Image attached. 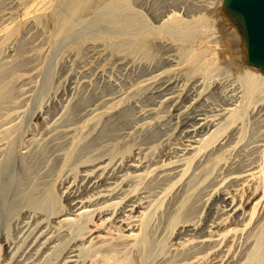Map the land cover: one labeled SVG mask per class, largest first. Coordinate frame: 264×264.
<instances>
[{"label": "bare ground", "instance_id": "obj_1", "mask_svg": "<svg viewBox=\"0 0 264 264\" xmlns=\"http://www.w3.org/2000/svg\"><path fill=\"white\" fill-rule=\"evenodd\" d=\"M222 1L223 0H220V2H219L220 7L222 4ZM131 4H130V0H0V6H2V7H0V78H1L2 74H3L2 76L4 78V75H5L4 73L9 68L13 67L12 70L9 69L8 72H6V75H7V73H9L8 76L5 79L0 81V102L2 101L1 100L2 98H4V99L10 98L6 101V105L4 107L5 111L0 112V153H2L6 148L8 150V147L10 145H11V147H13L12 146L13 142L15 144L17 138L20 135L22 136V142L21 143H23V141H24V146L22 145V147H24L25 149H29L30 144L33 141H35L33 139V137H30L31 135H33V136L35 135V134H33V133H35V130L32 134L24 133V126H23V122L21 121V116L24 112V109L22 108V106H23L25 100L28 98V96H29L28 93L31 89L30 88V80H32L31 78L40 74V73H38V74H35V73L41 68V65L37 62V57L39 56V54L42 51L41 45H43V43L47 41L48 43H50L52 48H55V49L58 48L59 47L58 45H60V43L63 42L62 40H65V41L68 40V38H70L76 32L78 34V32L80 30L79 28H81L80 25L83 26V23H84V27H85V25H86V27H88L87 26L88 24L91 26L92 24L94 25L95 23L96 24L98 23L97 25L100 26L99 25L100 21L101 22L103 21V23H104V21H106L104 23V25L107 22H109V24H112L116 28V30H119L121 37L122 36L125 38L129 37V36L134 37L135 39H137L138 41H140L142 43L147 42L149 40L150 36H154V35L165 36L166 38L170 39L171 41H173L177 45V47L181 53V56L183 58V62H185L186 64H192L191 66H194V65H195V67L198 66L197 69H200V70L205 69L206 74H208L207 72H209V74H208L209 77L211 76L210 72L212 70L215 71V69L218 70V68L222 67L223 64L221 63L220 58H219L216 51H214L210 57H204V52H205V50H207L209 48V45L211 44L210 41L213 39L212 31H211L210 25L207 21L206 10H205V12L201 11L200 13L195 14L193 17L186 19V18L180 17V15L172 9V10H170L171 13L166 15L167 18L164 20L163 25L159 28V30L154 31L153 27H151V25L148 23L145 16L140 11H137L135 8H133ZM43 20L46 21L45 30L41 34H39L41 36H39L37 39L35 37L36 40L32 39L33 41H31L30 36H27V35H29V33H31L30 30H32L34 28H39V26H40V24H42L41 22ZM112 25L111 26L109 25L108 27H112ZM113 28H111V29H113ZM81 34L83 36L84 33L82 32ZM81 34H79V36ZM113 34H114V32H113ZM116 35H118V32L116 33ZM116 35L114 34L112 38H114ZM84 36H85V34H84ZM88 36L86 38H88V39L91 38L90 36L89 37ZM77 37L78 36H76V37L73 36V38H75V39ZM80 38L81 39L83 38V40H84V37L80 36ZM86 38H85V40H87ZM117 38H119V36ZM18 40H20L19 42H21V45L18 42ZM78 40H79V38H78ZM78 40H76V41L78 42ZM76 41H74V42H76ZM17 42L19 44V45H17V47L19 46V48L16 50ZM77 42H76V44H77ZM79 42H80V40H79ZM111 42H112V39H111ZM114 42H115V40H114ZM74 44H73V46H75ZM115 44H117V43H115ZM240 44H241V42H240ZM71 45H70V47L72 48ZM70 47L68 49H70ZM62 49L60 50L61 53H62ZM65 50H67L66 47H65ZM117 50H118V48H117ZM51 51H55V50L50 49V52ZM57 51H59V50H57ZM48 52H49V50H48ZM51 53L54 54V52H51ZM55 54L53 55L54 57H55ZM50 56H51V58H54L52 55H50ZM39 61H41V60H39ZM48 62H50L49 65L52 66V68H53V65L55 63H57V62H53V61L52 62L48 61ZM47 63H45V66ZM51 63H54V64L51 65ZM52 68L50 69V71L52 70ZM54 69H55V67L53 68V70ZM193 70L198 71V70H196V68ZM33 74H35V76ZM159 74H161V73H159ZM159 74H157V75H159ZM51 75H54V74H51ZM51 75L49 74L50 78L52 77ZM154 76H156V75H154ZM239 77L246 84L242 103L239 102L237 104H233L232 108H228L227 112L225 114H222L218 118L221 120L214 123L206 131H205V127H204V129L201 132H197V128L203 127L205 122H203L199 127H197L196 125H190L191 128L186 130V132H188V134H187L188 138L185 139V141L183 140L184 142H181L180 153H177L175 155L170 156L167 161L162 160V161L158 162V161H156L157 160V157H156L155 164L152 161L151 165H147V164L145 165L144 161L142 162V160L139 159L141 156L137 157V158L133 157L130 160L126 161L125 163H120V162L118 163L113 158L108 160V159H104L102 157H98V159L89 160L93 156V154H92V156L87 161L83 162V166L87 167V168H85V170L83 171L82 176L80 175V181L77 182V176H75L73 178L72 182L67 187H65L66 189L63 192L64 193L66 192L68 194V197H70V199L68 200V202L66 201L67 203L64 206H61L60 210L58 211L59 215H57L54 222L52 223L54 225L50 224V225H46L42 229H41V227L38 228L39 224H42V222H43L42 221L43 219L42 220L40 219V220H36L35 225L31 227V229L28 233V236L32 235L34 237V240L32 241L31 244H34L35 241L39 242V243H36V246L39 244L38 248L36 249V252L28 253V254L26 253L27 255H25L24 257L22 256V259H19L16 262V264H153L156 252L158 250H159L158 254L161 253L160 255H164L165 252L163 253V251L164 250L166 251L167 249H169V247H167L165 249V246H167V243L169 242L168 237L170 235L173 236V232L177 226H179V229L177 231L176 238L175 237H173V238L183 239L182 241L181 240H179V241L174 240L175 242L173 241V244L176 246V248L179 249V251L181 250V252H179V251L178 252L180 254L183 253L182 255H180L179 253H174L176 255L179 254L178 257L182 256L181 258L179 257V259L178 258L176 259V260L180 261L179 264H264V144L262 146L260 145L261 148H260V151L258 152V154H259L258 156L255 155L256 152L254 153L255 156L251 153L255 150L256 151L259 150L258 149L259 147H257L253 151L251 150L250 151L251 153L250 152L248 153V154H251L249 156L253 155V158L250 157L248 159H244V157L245 158L248 157L247 154H246V156H244L242 153L233 154V152L237 148V145L243 141V139L247 135V132L251 128V127L249 128L250 125H248V123L250 124V121H249L250 118H248V120H247L248 114H250L248 112H250V109H252L254 107H260V106L263 107L264 106V75L257 68L250 66V67H248V71L241 73L239 75ZM50 78L48 77V79H50ZM53 78H51V79H53ZM46 81H49V80H47V78H46ZM17 82H19L20 84L17 85L16 84ZM45 82H44V84H46ZM140 83H142V82L140 81ZM36 84H37V82H36ZM47 84L49 85L48 82H47ZM47 84L42 85V87L45 86L44 90L48 87ZM40 87H41V85H40ZM44 90H43V93H44ZM41 91H39V93H42ZM14 93L16 94V96ZM39 93H38V95H39ZM13 94H14V97H13ZM165 96H166V94H165ZM11 97H13V98L11 99ZM35 98H37V97H35ZM3 102H5V101H3ZM0 107H2V106H0ZM111 107H113V106H111ZM98 112H100V111H98ZM98 112H97V115L93 114L94 115L93 117L98 116V115H99V117H101L102 114H98ZM101 112L103 113V111H101ZM218 115H220V114H217L216 116H218ZM208 117L209 116L204 114V117H202L198 120L199 121H205ZM91 118H92V115H91ZM91 118H90V116L88 117V119H91ZM57 119H60V118H57ZM57 119H55V120H57ZM86 120H87V118H86ZM239 120H242L241 124H242V122L244 124L242 126L239 125L240 128L235 133L232 134V136H233L232 139L231 140L228 139V140H230L229 142L226 141V144L219 146L218 148L216 147V149H214L218 143H221L225 140L226 135H227L226 134L227 131ZM71 121H74V120H71ZM87 121H89V120H87ZM87 121H85V122L87 123ZM90 121H92V119ZM247 121H249V122H247ZM85 122H84V125L86 124ZM89 123H88V125H89ZM93 123H94V121H93ZM58 124H63V123L59 122ZM65 124L66 123H64V126H65ZM67 124H70V122L69 123L67 122ZM72 124H74V123L72 122ZM93 125H91V126H93ZM54 126H57V123ZM87 126L85 128H87ZM52 128H53V126H52ZM54 128H56V127H54ZM77 128H79V127L70 126V127L66 128L64 131L66 133L71 134ZM85 128L82 127L81 130L83 131V130H85ZM88 129L89 128H87L86 130H88ZM90 129H91V127H90ZM32 130H33V127H32ZM44 130L47 131L46 129H43L40 132H42ZM101 130L103 131L104 129H101ZM101 130L99 129L98 131H101ZM105 130H106V128H105ZM102 131H101V133H102ZM50 132H52L51 127L47 131V134H49ZM37 133H38V131H37ZM42 133H40V134L38 133V134L41 136ZM77 133L80 134V132H78V131H77ZM97 133H99V132H97ZM106 133H108V132H106ZM106 133L103 136H106ZM54 134H55V136L58 135L56 133H54ZM44 135H46V134H44ZM82 135H80L81 138L84 137L85 134L82 133ZM100 135L101 134L99 133L98 136H100ZM108 135L112 136V134H108ZM95 136L97 137V134ZM53 137H54V135L52 134V139H53ZM69 137H67V138L69 139ZM102 137H101V139H103ZM59 138L57 136V139H59ZM81 138H79V139H81ZM92 138H95V137H92ZM116 138H117V136H116ZM52 139H51V141H52ZM54 139H56V138H54ZM66 140H65V142H66ZM105 140L106 139H104V141ZM108 140H110V139H108ZM28 141H31L30 144H28ZM48 141L47 142L45 141V143H48ZM17 142H19V141H17ZM85 142H89V141L87 140ZM95 142L97 143L98 141H94V143ZM108 142L110 143V141H108ZM62 143H63V141H62ZM223 143H225V141ZM242 143H240V144H242ZM42 144H44V143L42 142ZM65 144H67V143H65ZM80 144L82 145V143H80ZM248 144H246V147H245L246 150H248V146H251L252 143H250L249 145ZM46 145L47 144H45V146ZM53 145H54V148H53ZM53 145H52V149L49 148L51 146L48 145L49 146L48 149H51L52 151H53V149L56 150V147H58V146L55 147V145H56L55 142ZM59 145H60V143H59ZM81 145L78 146V149H80V147H82L84 149V147ZM34 146H35V144H34ZM45 146L43 145L42 147H45ZM60 146H62V144ZM72 146L74 149L75 145H72ZM89 146L91 147V145H89ZM95 146H98V145H95ZM257 146H259V145H257ZM62 147H64V146H62ZM123 147H124V145H122V148ZM41 148L39 151H41ZM71 148L72 147L70 146V149ZM86 148L88 149V146ZM105 148H107V147H105ZM119 148L121 149V146H119ZM78 149H77V152L82 150V149H80L78 151ZM11 150H13V149L11 148ZM17 150H18V148H17ZM62 150L64 151L65 149H62ZM105 150L107 151V149H105ZM249 150H250V148H249ZM39 151H37V152H39ZM57 151H59V150H57ZM99 151H101V150H99ZM118 151H119V149H118ZM12 152L13 151H11V153ZM30 152H31V150H29V153ZM34 152H35V150H34ZM29 153L27 155L28 157H30ZM39 153H42V152H39ZM44 153H46V155H47V153L50 154V150L48 152H44ZM69 153H70V150L68 151V154ZM75 153L76 152H74V156H75V160H76L77 157H76ZM79 153L78 154L76 153V154L77 155L82 154L81 151ZM85 153H86V151H85ZM18 154H20L21 159H23L22 156L24 154L22 155V152H21V153H17L16 155H18ZM62 154H63V152H62ZM65 154H66L65 157L68 156L70 158L71 153L69 155H67V153H65ZM95 154L96 153H94V155ZM97 154H100V153L98 152ZM13 155H14V153H13ZM16 155H14V158L17 157L18 159H20L19 155L18 156H16ZM46 155L42 154L43 158ZM55 155L53 156L54 160L58 158L57 155H56L57 158H55L56 157ZM156 155L158 156V153ZM240 155L241 156L243 155V158H240ZM38 156H39V154H38ZM47 156L50 157L51 155L50 156L47 155ZM149 156H151V155H149ZM33 157L34 156L32 155V158ZM65 157L63 160H65ZM108 157H109V155H108ZM4 158L9 159V157H5V156H4ZM36 158H38V157H36ZM53 158H51L52 161H53ZM235 158H236V160H235ZM8 159H7V162L5 161L7 165H8ZM21 159L18 160V162L22 161ZM28 159H26V160L28 161ZM42 159H40V160H42ZM61 159L62 158H60L59 160H61ZM78 159H80V158H77V160L75 162H78ZM118 159H119V157H118ZM159 159H161V157L158 158V160ZM26 160H24L25 163L23 161L21 163H24L26 166H30L31 164L33 165V162H31V161H29L30 165H27L26 163L29 164V162H26ZM239 160H241V161L238 162ZM12 161H10V162L12 163ZM37 161L39 162V160H37ZM70 161H72V158L70 159ZM2 162H4V160ZM10 162H9V166H10ZM48 162H50V158H49ZM55 162L58 163L59 161L58 162L55 161ZM64 162H67V160H65ZM72 162L74 163V161H72ZM72 162H70V163H72ZM194 162H195V164H194ZM237 162L239 164H237ZM44 163H45V161H44ZM56 163H54V164L56 165ZM70 163L67 162L66 164H70ZM235 163L237 164L236 166H235ZM38 164H36V165H38ZM60 164L62 165V161L60 162ZM64 164L62 165V167L64 166ZM192 164H194L193 169H192ZM5 165H3V166H5ZM13 165L15 166L16 164H13ZM61 165H60V167H61ZM218 165H220V166H218ZM49 166L52 167L51 165H49ZM217 166H218V168L223 169V172L216 173L217 172ZM12 167L13 166H11L9 168H12ZM21 167H22V165H21ZM25 167H23V169H25V170H23V172H26V173L28 172L26 177L30 176V174L33 172V170L35 172V169H36L35 166H33V167H35V169L33 167H31V168H33V169H31L32 172H30L31 170L27 171L26 170L27 167L26 168ZM38 167H39V165H38ZM1 168L4 169V167H2V166L0 167V169ZM14 168L15 167H13V169ZM17 168H19L18 165H17ZM56 168L57 167H55L54 169H56ZM67 168L69 170V166ZM57 169H58V171L60 170L59 168H57ZM204 169H205V173L202 174L203 176L200 177V181L195 182L194 181V179L196 177L195 172L196 171L200 172ZM7 170H8V167H7ZM9 170H11V169H9ZM49 170H51V168L46 170V171L48 173H50ZM14 171H15V169H14ZM36 171H38V170H36ZM39 171H40V169H39ZM66 171H67V169H66ZM1 172H3V170ZM23 172L21 171L20 174H22ZM45 172H43V173H45ZM53 172H55V171L53 170ZM199 172L196 173V175H198ZM26 173H24V174H26ZM43 173H41V177H42ZM46 173H45V175H46ZM153 173H155L156 175L154 174L155 176H153V178L151 180H149L148 178ZM4 174H6L5 171H4ZM11 174H12V171H11ZM11 174H9V175L11 176ZM18 174H17V177H18ZM54 174H55V177H57L56 174L58 175L59 173L57 172ZM54 174H52V175H54ZM9 175H8V177H9ZM12 175H14V174H12ZM48 175H50V174H48ZM43 176H44V174H43ZM1 177H2V173H1ZM4 177H5V175H4ZM46 177H47V175H46ZM46 177H43V179ZM211 177H213L212 180H210ZM31 178L33 179L35 177L33 176ZM157 178H160V179L157 180ZM17 179H19V178H17ZM54 179H55V181H57L56 178H54ZM207 179L211 182H209ZM23 180H24V182L27 181L25 179H23ZM23 180H20V181L23 182ZM29 180H31V179H29ZM17 181L18 180H16V184H17ZM55 181L53 180L54 183H55ZM205 181L206 182L208 181L206 186L204 187L205 184L203 186H201L203 188V190L205 189V195L206 196L204 198L207 197V200H210V196L218 193L217 199L219 201H221L223 204H219V203L217 204L215 202L216 207L222 208L223 212H222V215H219V216L217 215L218 217L216 218L215 221L212 220L213 222H211V224L204 226V227H201V228L199 227L200 229H197L196 228L197 225H196V227L194 225L195 223L190 224L188 221L187 222L183 221L184 218H188L190 216V214H189V216L187 217L186 213L184 214V210L186 211V208L189 206V203H190V202H188L189 201L188 195L191 194L192 191H195L197 188L200 189L201 187H199L200 186L199 183L203 184V182L205 183ZM22 182H19V185H21L20 183H22ZM27 182L29 183V181H27ZM7 183H6V185H7ZM43 183H39V185L40 184L44 185ZM52 183H50L51 184L50 185L46 182V184H48L50 186V188L53 185L55 186V184H52ZM179 183L186 186V188L184 190V187L182 185L184 192L182 191L181 193H185L187 195L184 194V195H182V197L180 196L181 197L180 204L178 205V209H175L177 211L174 210L175 213L170 217V220L168 223L169 225L165 221L164 226H166L165 229L167 228V225L169 226L168 227V233L169 234L166 231L167 229L166 230L164 229L166 231V234H168V236H165L166 234L162 235V236L167 237V240L161 239V237H160L161 241H160V239H159V241L161 243L160 242L156 243L155 242L156 240L154 241V239H156V237L153 238V236L151 235L152 232L154 235V233L156 231V229H155V231H154V229H152L153 225L155 223L154 222L155 218L158 217V219H159L158 222H160V216H159L160 214H158V212L162 209V207L165 204V202L167 201L168 197L171 195L174 187H176L177 184H179ZM22 185H24V183H22ZM28 185L29 184H27V186ZM8 187H9V185H8ZM37 188H38V185H37ZM5 189H6V187H5ZM38 189H39V191L41 190V188H38ZM46 189H48V188L46 187L44 190L46 191ZM16 190H17V188L14 189V191H12V192L15 193ZM20 190H22V189H20ZM24 190H26L25 187H24L23 191ZM17 191H19V189ZM23 191H21V192H23ZM195 192H196L195 195H197V193H199L197 190ZM28 193L30 194L31 192H28ZM28 193H27V195L29 196ZM35 193H36V191L34 192L33 195H35ZM181 193L179 195H181ZM6 194H8V193H6ZM50 194H51L49 196V202H50L49 209H50V211L47 209L49 212L53 211L59 203V201H58L59 199L52 196V194H53L52 192ZM202 194H204V193H202ZM27 195H26V197H27ZM30 195H32V193ZM33 195L31 198H33ZM39 195H37L38 198L41 197V195H40V197H39ZM53 195H55V194H53ZM173 195H174V193H173ZM5 196H7V195H5ZM11 196L13 198L16 195L13 196V194H11ZM22 196L20 198V201L22 199ZM37 196H36V198H37ZM208 196H209V199H208ZM19 197H20V195H19ZM177 197H174V198H177ZM200 197H201V194H200L199 198ZM38 198H37V200H38ZM42 198H44V196ZM174 198H172V199H174ZM186 198H188L187 202H186ZM193 198H195V197H193ZM23 199L25 200V198H23ZM11 201H9V202L11 203ZM17 201L20 202L19 200L16 199V202ZM38 201H40V200H38ZM176 201H175V203H176ZM190 201H192V200H190ZM34 202H36V200ZM185 202L188 203L187 207L185 206L186 205ZM192 202L197 203L195 200ZM207 202L209 203V201H207ZM207 202H206V204H207ZM22 203H23V201H22ZM24 203H23V205H24ZM30 203L31 202L27 203V201H26V204H30ZM170 203H173V202H170ZM1 204H3V203H1ZM6 204L4 203L3 206H5ZM12 204H11V206H12ZM16 204L18 205V203H16ZM16 204H14V206ZM32 204H33V202H32ZM20 205H22V204L20 203ZM28 206H31V205H26V207H28ZM40 206H41V203H40V205H38V207H40ZM172 206H174V208L176 207L174 205V203ZM191 206H192V203H191L190 207ZM203 206H204L203 207V209H204L205 205H203ZM1 207H2V205H1ZM45 207L46 206H44V208ZM200 207H202V206H200ZM167 208H169V207H167ZM194 208H195V206H194ZM194 208L192 207V209H194ZM36 209H37V207H36ZM188 209H190V208H188ZM203 209H202V211H203ZM19 210H17V211L19 212ZM6 211L7 210L4 209V213ZM38 211H39V208H38ZM195 211H197V210L195 209ZM198 211H200V210H198ZM190 212H192V211L190 210ZM216 212H217V210H216ZM14 213H15V211H14ZM164 213H165V210H164ZM168 213H169V211H168ZM168 213L167 214L165 213V214L169 217L170 213H169V215H168ZM195 213H199V212H194V215H195ZM17 214H19V213H17ZM17 214H16V216H17ZM157 214H158V216H157ZM191 214L193 215V212ZM12 215H11V217L13 219V217H15V216L14 215L12 216ZM185 215H186V217H185ZM48 216H51V214ZM165 218H167V217L165 216L164 220H165ZM0 220H2V219H0ZM6 220H7V218H6ZM190 220H193V219H190ZM163 222H162V224H164ZM196 223H199V225H200L201 220H200V222L196 221ZM251 224H254L253 225L254 229H252L253 231L251 230V234L248 233L249 234L248 235L247 234V232H248L247 228ZM158 225H159V223H158ZM0 226L2 227V225H0ZM21 228H23V227H21ZM21 228H19V229H21ZM154 228H155V225H154ZM196 229H197V231H196ZM151 230H153V231L151 232ZM198 230L200 231V234H199ZM193 231L198 232V233H196L199 235V236L196 235L197 238H195ZM159 233H161V232H159ZM14 234H16V233H14ZM162 234H164V233H162ZM156 235H158V233ZM43 238H44V240L42 242H40L39 240H41ZM18 240H17V242H18ZM194 241H195V243H194ZM31 244L29 245V247L33 246ZM45 244H47V245H45ZM157 244H158L160 249L155 247V246H157ZM170 244H172V242ZM171 246H173V245H171ZM239 246L240 247L243 246L244 250L240 251V249H242V248H240ZM161 249H164V250L162 251ZM175 252H177V251H175ZM170 253H169V256L166 253H165V255H167V257L171 256L170 258L175 260L174 254H173V257H174L173 258L172 254L170 255ZM158 254L156 256H158ZM14 255H15V253H13L12 258L14 257ZM18 257H20V255ZM160 257H163V256H160ZM160 257H157V258H160ZM4 258H3V260H4ZM164 259H165V257L163 258V260ZM172 259L169 260V258H168L167 260L173 261ZM156 260L158 262V259H156ZM167 260L165 261V263L168 262ZM162 262H164V261H162ZM160 263H161V261H160ZM154 264H156V262ZM162 264H164V263H162Z\"/></svg>", "mask_w": 264, "mask_h": 264}, {"label": "rangeland", "instance_id": "obj_2", "mask_svg": "<svg viewBox=\"0 0 264 264\" xmlns=\"http://www.w3.org/2000/svg\"><path fill=\"white\" fill-rule=\"evenodd\" d=\"M219 2H220V0H215V1L214 0H130V4L132 3L131 4L132 7L135 8L137 11H140L145 16L146 20L151 25V27H153L154 31L159 30V28L163 25L164 20L167 18L166 15L171 13L170 10H172V9L175 12H177L180 15V17H183L186 19L193 17L195 14L200 13L201 11L205 12V10H206L207 21L210 25L212 35H213V39L210 41L211 44L209 45V48L207 50H205L204 57H210L211 54L214 51H216L219 58H220L221 63L223 64L221 68H218V70H216V69H215V71L212 70L213 72L212 71L210 72V74H211L210 77L208 76L209 72H207L208 74L205 73L206 72L205 69L200 70V69H197L198 66H196V67H195V65L191 66L192 64H186L185 62H183V58L181 56V53H180L177 45L173 41H171L170 39L166 38L165 36H162V35L161 36L160 35L150 36L149 40L147 42L142 43V42L138 41L137 39H135L134 37H130V36L126 37V38L123 36L121 37L119 30H116V28L112 24H109V22H107L108 24L107 23H106L107 25L105 24L107 27L109 25L110 26L112 25V27H108V28L104 25V23L106 21H104V23H103V21L102 22L100 21V24H99L100 26L97 25L98 23L97 24L95 23L94 25L92 24L93 25V26L91 25L92 27L89 24L87 25L88 27H86V25L84 27V23H83V26L80 25V27H81V28H79L80 30L78 29L79 30L78 34L76 32L74 35H72L70 37L71 39L68 38V40H66V41L62 40L63 41V42H61L62 44L60 43V45H58L59 47L56 49L52 48L50 43H48L47 41L44 42L45 44L43 43V45H41L42 51L39 54V56L37 57V62L41 65V68L39 69L40 71L38 70L35 73V74H38V73H40V74H38L36 76H35V74H33L36 78L32 76L33 78H31L32 80H30V88L31 89L28 93L29 99L27 98L28 100L26 99L23 106H22V108L24 109V112L21 116V121L23 122V126H24V133L32 134L35 130V133H33L35 135L30 136V137H33V139L35 141L32 140L33 142L31 144H30L31 141H28V144H30V148L25 149L24 147H22V145L24 146V141H23V143H21L22 142V136L20 135L19 136L20 138L19 137H18L19 139L17 138L16 143L14 144V142H13V144H14V145L12 144L13 147H11V145H10L8 147V150L6 148L2 153H0L1 154L0 155V161H1L0 165L2 167H4V169H2V168L0 169V172L3 170V172H1L2 177H1V173H0V177H1L0 178V187L2 186L0 188V204L1 203H3V204L7 203L5 206H3V204H1L2 207L0 205V212H1L0 213V219H2V220H0V223L2 222L0 224V225H2V227L0 226V228H1L0 229V264H16V262L19 259H22V256L24 257L28 253L36 252V249L38 248V245H39L38 244L36 246V243H39V242L35 241L34 244H31L32 241L34 240V237L32 235L28 236V233H29L31 227L35 225L36 220H40V219L41 220L43 219L42 220L43 222H42V224H39L38 228L41 227V229H42L46 225H50V224L54 225L52 223L54 222L57 215H59L58 211L60 210L61 206H64L68 202V200L70 199V197H68V194L66 192L65 193L63 192L66 189L65 187H67L72 182V180L75 176H77V182L80 181V175L82 176L83 171L85 170V168H87V167L83 166V162L87 161L92 156V154H93V156L89 160L98 159V157H102V158L108 159V160L113 158L118 163L119 162L125 163L126 161L130 160L133 157L137 158V157L141 156L142 158L140 157L139 159H141L142 162L144 161L145 165L146 164L151 165L152 161L155 164L156 157H157L156 161H158V162H160L162 160L167 161L170 156L175 155L177 153H180L181 142H184L185 139L188 138L187 137L188 132H186V130L191 128L190 125H196L197 127H199L203 122H205L203 127L197 128V132H201L204 129V127H205V131H206L214 123L220 121L221 119H218V118L222 114H225L227 112L228 108H232L233 104H237L239 102L242 103L246 84H245V82H243L240 79L239 75L241 73H244L245 71H248V67H250V66L245 65L242 61V58H241L242 52H241V47L239 45L241 42V37H240L239 33L237 32L236 28L233 26L229 28V25H225V22H222L224 20V18H223V15L220 14L221 13L220 12L221 7L219 5L220 4ZM0 7H2V6H0ZM41 23L42 24H40L39 28H34V29L30 30L31 33H29V35H27V36H30L31 41L36 40L39 36H41L39 34H41L45 30L46 21L43 20ZM111 28H113L116 32ZM82 32L85 34V36H84V34L82 36V34H81ZM113 32L115 35L118 32V35L115 36L116 38L114 37L115 39L112 38L114 35ZM79 34H81L80 35L81 37H84V40L88 35L91 38H89V39L86 38L87 40L84 41L83 38L82 39L80 38ZM73 36L74 37L78 36V37L75 39V38H73ZM118 36H119V38H117ZM35 37H36V39H35ZM78 38H79L80 42H79ZM111 39H112V42H111ZM73 40L74 41L78 40V42L76 41L77 44ZM114 40H115V42H114ZM19 41L20 40H18V42ZM18 42L16 44V47H17V45H19ZM19 43L21 45V42H19ZM115 43H117V44H115ZM73 44L75 46H73ZM70 45L72 46V48L70 47ZM68 46L70 47V49H68L69 48ZM65 47L67 50H65ZM18 48H19V46L16 48V50ZM117 48H118V50H117ZM50 49L55 50V51H51V52H54V54L56 53L55 57L53 56L54 54L50 52ZM61 49H62V53L60 51ZM48 50H49V52H48ZM57 50H59V51H57ZM50 55H52L54 58H51ZM39 60H41V61H39ZM48 61L57 62L55 64L51 63V65H53V64L55 65V66L53 65V68L55 67L54 70H53L52 66L49 65L50 62H48ZM45 63H47L46 66H45ZM48 65L52 68L51 71H50L51 68ZM195 68L198 71L193 70ZM9 69L12 70L13 67H11ZM8 70L6 72H8ZM6 72L4 73L5 74L4 78L2 76L3 74L1 75L0 81L5 79L8 76L9 73H7V75H6ZM48 73L50 75L54 74V75H51L52 76L51 78H53V77L54 78L51 79ZM159 73H161V74H159ZM157 74H159V75H157ZM46 75L51 80L48 79V77ZM154 75H156V76H154ZM46 78L50 82L46 81ZM140 81L142 83H140ZM36 82H37V84H36ZM44 82L46 84H47V82L49 83V85L47 84L48 87L45 90H44L45 86L42 87V85H46V84H44ZM16 84L18 85L20 83L17 82ZM40 85H41V87H40ZM43 90H44V93H43ZM39 91H41L43 94L39 93ZM38 93H39V95H38ZM14 94H13V97H14ZM165 94H166V96H165ZM15 96H16V94H15ZM13 97H11V99ZM35 97H37V98H35ZM8 99H10V98H5V99L2 98L1 99L2 101L0 102L1 103L0 106H2V107H0V112L5 111L4 107H5L6 101ZM3 101H5V102H3ZM111 106H113V107H111ZM263 107L262 106L254 107V108L250 109V112H248L250 114H248L247 120H248V118H250V120H249L250 124L248 123V125H250L249 128L250 127L251 128L247 132V135L245 136V138L242 141L244 144L242 142H240L243 145L239 143L240 145L239 144L237 145V148L233 152V154L242 153L244 156H246V154H247L248 157H246V158L244 157V159H248L250 157L253 158V155L255 152H256V154H255L256 156L259 155L258 152L260 151L261 146L264 144L263 143L264 142V114H263L264 108ZM98 111H100V112H98ZM101 111H103V113ZM97 112H98V114H102L101 117H99V115L93 117L95 114L97 115ZM204 114H206L209 117L205 121H199L198 119L204 117ZM217 114H220V115L216 116ZM91 115H92V118H91ZM89 116L92 119V121H90L91 119H88ZM57 118H60V119H57ZM86 118L89 121H87ZM55 119H57V120H55ZM71 120H74V121H71ZM85 121H87V123ZM93 121H94V123H93ZM241 121L242 120H239L238 122H236L227 131L226 134L227 135L229 134V135L228 136L226 135V138L224 140L225 143H223L224 141L221 143H218L214 149H216V147L218 148L219 146L226 144V141L229 142L232 139V137H233L232 134L235 133L240 128L239 125L242 126L244 124L243 122L241 124ZM249 121H247V122H249ZM59 122L63 123V124H58ZM67 122L68 123L70 122V124H67ZM72 122L74 124H72ZM84 122L86 123L85 125H84ZM56 123H57V126H54V125H56ZM64 123H66L65 126H64ZM88 123H89V125H88ZM91 125H93V126H91ZM52 126H53V128H52ZM70 126H76L79 128L75 129L71 134L66 133L64 130ZM86 126L89 129L91 127V129L86 130L87 129V128H85ZM32 127H33V130H32ZM50 127H51L52 132L47 134V131L50 129ZM54 127H56V128H54ZM82 127H84L85 130L82 131L81 130ZM104 127L106 128V130ZM40 129L41 130L46 129L47 131H45V130L42 131L46 135H44L42 132H40L41 131ZM99 129L100 130L104 129V130L103 131L101 130L102 131V133H101V131H98ZM37 131L39 134L42 133L43 135L41 134V136H40L37 133ZM77 131L80 132V134L77 133ZM97 132H99L102 136L105 135L106 132H108V133H106L107 137L106 136L102 137L101 135L98 136L99 133H97ZM54 133H56L58 135L55 136ZM82 133H84L85 135H84V137L81 138L80 135H82ZM52 134L54 135L53 139H52ZM96 134H97V137L95 136ZM108 134H112V136L111 135L109 136ZM57 136H58V138L60 137L59 138L60 140L57 139ZM116 136H117V138H116ZM67 137H69L70 140ZM92 137H95L96 139L92 138ZM101 137L103 139H101ZM50 138L52 139V141ZM54 138H56V139H54ZM79 138H81V139H79ZM107 138L110 140H108ZM104 139H106V140L104 141ZM228 139H230V140H228ZM65 140H66V142H65ZM87 140L89 142H85ZM17 141H19V142H17ZM45 141L46 142L48 141V143H45ZM62 141H63V143H62ZM94 141H98L99 143L98 142H97L98 144L96 142L94 143ZM108 141H110V143ZM42 142L44 144H42ZM54 142L56 144L55 147L56 146H58V147H56V150L53 149V151H52L51 149H52V145L54 144ZM59 143H60V145L62 144V146H64V147L60 146ZM65 143H67V144H65ZM80 143H82V145ZM248 143L249 144L252 143L251 146H248L249 145ZM34 144L36 147L34 146ZM45 144H47L46 145L47 147L45 146ZM246 144H248L247 145L248 150H246V148H245ZM41 145L42 146L44 145L46 148L42 147ZM48 145H50L51 147H49ZM72 145H75L74 149H73ZM80 145L83 146L84 149L82 147H80V149H82V150L78 149V146H80ZM86 145L88 146V149L86 148L87 147ZM89 145H91V147ZM95 145H98V146H95ZM122 145H124L123 148H122ZM257 145H259V146H257ZM70 146L72 147L71 149H70ZM119 146H121V149L119 148ZM32 147L33 148L35 147V148L33 149ZM48 147L51 149H48ZM105 147H107V148H105ZM257 147H259L258 148L259 150L253 151ZM11 148L13 150H11ZM17 148H18V150H17ZM40 148H41V151H39ZM53 148H54V145H53ZM104 148L107 149V151ZM249 148H250V150H249ZM9 149L13 152L11 153V151ZM62 149H65V150L63 151ZM77 149H78V151L79 150L81 151V153H82L81 155H77L80 152V151L77 152ZM118 149H119V151H118ZM29 150H31V152H30L31 154L29 153ZM34 150H35V152H34ZM49 150H50V154L47 153V155H49V156L51 155L50 157H48L46 155V153H44V152H48ZM57 150H59V151H57ZM69 150L71 153V154L69 153L71 155L70 158L68 156L65 157L66 156L65 153H67V155H69L68 154ZM84 150L86 151V153ZM99 150H101V151H99ZM251 150L253 151L252 153L250 152ZM37 151L42 152V153H39ZM21 152H22V155L24 154L22 156L23 159H21L20 154H18L19 158L24 163H25L24 160L29 158L28 161L26 160V162L31 161V162H33V165L32 164L30 165V162H29V164L26 163L27 165H30V166H26L24 163H21L22 161H19L20 163L18 162V160H20V159H18L16 157V156H18L16 154L21 153ZM27 152L29 153L30 157L27 156L28 155ZM62 152H63V154H62ZM74 152L77 153V154L75 153L76 157L80 158V159H78V162H75L77 160V158L75 160ZM98 152L100 154H97ZM249 152L253 155L249 156V155H251V154H248ZM13 153H14V155H16L15 156L16 158H14ZM94 153H96V154L94 155ZM157 153H158V156L156 155ZM38 154H39V156H38ZM42 154L46 155V156H44L45 159L47 158L46 160L43 158ZM55 154L58 156V158ZM32 155L34 156L33 158H32ZM54 155L56 156L55 158H57L55 160L53 158ZM108 155H109V157H108ZM149 155H151V156H149ZM243 155L242 156L240 155V158H243ZM4 156L9 157V159L7 158L8 159V165L6 164L7 159H5ZM36 157H38V158H36ZM64 157L68 163H70L72 161H74V163L73 162L70 163L71 165L66 164L67 162H64L65 160H63ZM118 157L120 160L118 159ZM160 157H161V159L158 160V158H160ZM49 158H50V162H48ZM51 158H53V161ZM60 158H62V159L59 160ZM71 158H72V161H70ZM40 159H42V160H40ZM3 160H4V162H2ZM37 160H39V162ZM235 160H236V158H235ZM10 161H12V163L16 164V165L14 166ZM44 161H45V163H44ZM55 161H57V162L59 161L58 162L59 164L56 163ZM61 161H62V165L64 163L66 165L64 164V166L62 167V165L60 164ZM240 161L241 160H239L238 162H240ZM9 162H10V166H9ZM53 162L56 163V165ZM238 162H237V164H239ZM36 164H38L39 167ZM194 164H195V162H194ZM194 164H192V169L194 168ZM237 164L235 163V166ZM3 165H5L6 167ZM17 165L19 168H17ZM21 165H22V167H21ZM49 165H51L52 167H50ZM60 165H61V167H60ZM67 165L69 166V170L67 168L68 167ZM11 166L15 167L14 168L15 171H14L13 167L9 168ZM33 166H35L36 169ZM218 166H220V165H218ZM218 166H217V172L216 173L223 172V169L218 168ZM7 167H8V170H7ZM23 167H25L27 171H30L31 169L34 168L35 172L36 173L38 172V173L36 174L34 172V170H33V172H34L33 173L31 170L30 172H32V173L31 174L29 173L30 176L26 177L28 172L27 173L23 172V170H25V169H23ZM31 167H33V168H31ZM55 167L59 168L60 172L62 170L63 171L60 173L57 168H56L57 170L54 169ZM50 168H51V170H49L50 173H48L46 170H48ZM9 169H11V170H9ZM39 169H40V171H39ZM66 169H67V171H66ZM36 170H38V171H36ZM53 170L55 172H53ZM4 171L6 174H4ZM11 171H12V174H14V175L11 174ZM21 171L23 172L22 174H20ZM202 171H200L201 173L199 171L195 172V176H196L194 179L195 182L200 181V177L203 176L202 174L205 173V169ZM43 172L46 173L47 177H46L45 173H43ZM57 172L59 173L58 175L56 174V176L58 178L55 177V174H54ZM198 172H199V174L196 175V173H198ZM24 173H26V174H24ZM41 173H43L44 176L42 174V177H41ZM9 174H11V176ZM17 174H18V177H17ZM48 174H50V175H48ZM52 174H54V175H52ZM154 174L155 173L150 175V177L148 179L151 180L153 178V176L156 175V174L155 175ZM4 175H5V177H4ZM8 175H9V177H8ZM33 176L35 178L32 179L31 177H33ZM43 177H46V178H44L45 180L43 179ZM213 177H211L210 180H212ZM17 178H19L20 180L25 179V180L29 181V183L27 181L24 182V180L22 182ZM54 178H56L57 181H55ZM29 179H31L32 181ZM158 179H160V178H157V180ZM16 180L24 183V185H22V183H20L22 186L19 185V182L17 181V184L19 185L18 186L16 184ZM53 180L55 181V183L53 182ZM48 181L50 183L53 182L52 184H55V186L53 185L50 188V186L48 185L50 183ZM46 182L48 184H46ZM207 182L205 181V183L203 182V184L199 183L200 184L199 187L203 186L204 184H205L204 185V187H205ZM209 182H211V181H209ZM6 183H7V185H6ZM39 183H43L44 185H42V184L39 185ZM27 184H29V185L27 186ZM8 185H9V187H8ZM37 185H38V188H41L42 191L41 190L40 191L42 193L37 188ZM182 185L183 184L179 183V184H177L176 187H174L171 195L169 196L170 198L168 197L167 201L165 202V204L166 203L167 204L166 205L164 204L162 209H161L162 211L160 210L158 212V214H160L159 215L160 216V222H158V220H159L158 217L155 218V221H154L155 222L154 223L155 228L153 225L152 229H154V231L156 229V231L153 235V232H152L153 230H151V232H152L151 235L153 236V238L156 237V239H154V241L156 240L155 241L156 243H159L161 241V239L167 240V237H165V236H168V234H169L168 233V227H169L168 223H169L170 217L175 213V211H177L175 209H178V205L180 204L181 197H182V195L185 194V193H181L183 191V187H184V190L186 188L185 185H183V187H182ZM5 187H6V189L7 188L8 189L6 190ZM24 187L26 188V190L23 191ZM46 187L48 189H46V191H45L44 189ZM16 188H17V190L19 189V191H17V190L15 191V193L19 192L18 194L17 193L15 194L12 192ZM20 189H22V190H20ZM196 190L199 192V193H197V195H195ZM196 190L192 191V193L194 192L193 194L191 193L188 195V197H189L188 202H190L189 206L187 205L188 203H186L188 198H186V202H185L186 205L185 206L186 207L188 206V207L187 208L185 207L186 211L184 210V214L186 213L187 217L190 214V216H189L190 218L189 217H188L189 219L184 218L183 221H186V222L188 221L190 224L195 223L194 224L195 227L197 225L196 228L200 229L201 227H204V226L211 224V222L215 221L219 215H222V212H223L222 208L216 207V203L217 204L218 203L223 204V203L217 199L218 193L210 196V200H207V197L204 198L206 196L205 195V189L203 190V188L201 187L200 189L197 188ZM21 191H23V192H21ZM35 191H36L35 195L38 192L39 193L37 195H39L41 193L40 194L41 197L39 195V197L41 199L38 198V196L36 195L38 200H40V201H38L36 196L33 195ZM28 192L32 193L33 198H31L32 197V195H30L31 193L29 194ZM51 192L53 194H55V195L52 194V196L59 199L58 200L59 203L53 211L49 212L50 211V209H49V207H50L49 196L51 195L50 194ZM179 192L181 193V195H179L180 194ZM6 193H8L9 195ZM27 193L29 194V196L27 195ZM173 193H174V195H173ZM202 193H204V194H202ZM11 194H13V196H15V195L16 196L12 198ZM200 194H201V197H200L201 199L199 198ZM5 195H7L8 197ZM19 195H20V197H19ZM26 195H27V197H26ZM185 195H187V194H185ZM21 196H22V199L20 201ZM43 196H44V198H42ZM174 197H177V198H174ZM193 197H195L196 199ZM23 198H25V200ZM172 198H174V199H172ZM16 199L19 200L20 202H18V201L16 202ZM208 199H209V196H208ZM35 200H36V202H34ZM190 200H192V201L195 200L197 203H195V202L193 203ZM9 201H11V203ZM22 201H23V203L25 202L24 205H23ZM26 201H27V203H29V202H31V203L26 204ZM175 201H176V203H175ZM207 201H209V203ZM32 202H33V204H32ZM170 202H173L176 207L174 208V206H172L173 203H170ZM206 202H207V204H206ZM16 203H18L19 206ZM20 203L22 205H20ZM40 203H41V206L38 207V205H40ZM191 203H192V206L190 207ZM11 204H12V206H11ZM14 204H16V205L14 206ZM25 204L31 205V206L26 207ZM203 205H205L204 209H203V207H204ZM44 206H46V207L44 208ZM166 206L169 208H167ZM194 206H195V208H194ZM200 206H202V207H200ZM36 207H37V209H36ZM192 207L194 209H192ZM38 208H39V211H38ZM188 208H190V209H188ZM4 209L7 210L5 212L6 214L4 213ZM16 209L17 210L20 209L21 211L19 210V212H18ZM195 209L197 211H195ZM202 209H203V211H202ZM164 210H165L166 214L169 211V213H170L169 217L164 213ZM172 210L173 211L175 210V211L173 212ZM190 210L193 212V215L191 214L192 212H190ZM198 210H200V211H198ZM216 210H217V212H216ZM14 211H15V213L17 212L19 214L16 213L17 214V216H16ZM194 212H199V213H195V215H194ZM49 213L51 214V216H48V215H50ZM169 213H168V215H169ZM12 214L15 216V217H13V219L11 217ZM158 214H157V216H158ZM186 215H185V217H186ZM165 216L168 219L165 218V220H164ZM6 218H7V220H6ZM190 219H193V220H190ZM200 220H201V223L199 225V223H196V221L200 222ZM165 221L168 224L167 228H166L167 230L165 229L166 226H164ZM162 222L164 224H162ZM158 223H159V225H158ZM253 225L254 224H251L250 225L251 227L249 226L247 228V230H248V232L246 231L247 234L248 233L251 234V230L254 229ZM21 227H23V228H21ZM19 228H21V229H19ZM164 229L167 231L168 234H166V231ZM178 229H179V226H177L175 228V230L173 232V236L170 235L168 237L169 242L167 243V246H165V249L167 247H169V249H167L166 251L164 249H161L162 251L164 250L163 253L165 252L168 256H169L170 252H171L170 255L172 254V257H173L174 253L181 252V250L179 251V249H177L176 246L173 244L174 240L175 241H179V240L182 241L183 240V239H175ZM197 229H196V231H197ZM196 231H193L195 238H197L196 235H198L196 233L199 232V234H200L199 230H198V232H196ZM159 232H161V233H159ZM14 233H16V234H14ZM157 233H158V235H156ZM162 233H164V234H162ZM162 235H165V236H162ZM160 237H161V239H160ZM173 237H175V238H173ZM159 239H160V241H159ZM17 240H18V242H17ZM43 240H44V238L39 240V241L42 242ZM171 242H172V244H170ZM194 243H195V241H194ZM30 244L33 246L29 247ZM45 245H47V244H45ZM171 245H173V246H171ZM155 247L159 248L158 244ZM240 248H242V249H240V251L244 250L243 246H241ZM158 251L156 252V255L158 254ZM175 251H177V252H175ZM13 253H15V255L12 258ZM165 253H164V255H160L161 253L158 254V256L155 255V258L158 259V262L154 258L153 264L155 262H156V264H162V263H164V264H179L180 261L176 260V259L177 258L179 259V257L180 258L182 257V256L178 257V255L180 253L177 255L174 254L175 260L170 258L171 256L167 257V255H165ZM182 254L183 253H181L180 255H182ZM19 255H20V257H18ZM159 255L163 256V257H160ZM157 257H160V258H157ZM164 257H165V259L163 260ZM3 258H4V260H3ZM168 258H169V260L172 259L173 261L167 260ZM166 260L168 262L165 263ZM160 261H161V263H160ZM162 261H164V262H162Z\"/></svg>", "mask_w": 264, "mask_h": 264}, {"label": "water", "instance_id": "obj_3", "mask_svg": "<svg viewBox=\"0 0 264 264\" xmlns=\"http://www.w3.org/2000/svg\"><path fill=\"white\" fill-rule=\"evenodd\" d=\"M220 12L241 37L243 63L264 75V0H223Z\"/></svg>", "mask_w": 264, "mask_h": 264}]
</instances>
